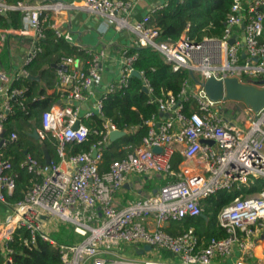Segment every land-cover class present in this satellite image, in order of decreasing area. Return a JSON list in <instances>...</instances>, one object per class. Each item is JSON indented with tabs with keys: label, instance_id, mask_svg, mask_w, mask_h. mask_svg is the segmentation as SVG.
Listing matches in <instances>:
<instances>
[{
	"label": "built area",
	"instance_id": "1",
	"mask_svg": "<svg viewBox=\"0 0 264 264\" xmlns=\"http://www.w3.org/2000/svg\"><path fill=\"white\" fill-rule=\"evenodd\" d=\"M140 1L19 0L8 3L0 0V12L23 13V26L0 27V52L10 36L27 42L20 55L19 69L6 70L0 60V142L1 134L5 133L0 148V202L6 206L5 219L0 218V255L4 257L1 264H17L9 242L19 229L29 231L28 244L36 245L42 238L57 246L60 250L58 264H213L216 258L232 257L236 250L239 256L234 264H256L244 257L243 251L264 226V188L236 197L220 211L219 225L227 233L223 238L212 237L206 241L193 227L172 234L165 225L187 216L202 215V201L219 190L249 186L254 179L264 181V106L255 110L244 99H213L201 83L212 77L222 80L224 96L228 78L264 88V84H260L264 81V0H233L223 34L206 35L201 40L190 37V24L178 39L160 40V28L150 25L151 13L164 8L169 0L154 4L138 17ZM71 9L88 11L103 18L105 24L115 30L132 32V45L153 48L174 71L192 70L197 79L192 76V81L186 79L178 96L169 92L150 99L158 103L162 115L168 116L153 115L147 120L149 131L142 143L124 157L115 159L105 172L100 170L102 152L99 147L109 142L112 131L120 130L104 114L105 99L108 94L126 88L135 71L140 73L147 92L152 94L153 88L144 71L135 67L138 53H130L131 46H128L122 51L117 77L97 96L109 54L103 47L85 46L72 40L71 28L50 20V12ZM46 23L57 37H66L86 56L65 57L58 64V82L48 91L59 96L58 103L44 110L41 127L29 132L31 135L36 129L40 139L49 134L56 138L61 160L42 163L27 152L21 166L35 179L24 197L12 205L7 197L16 189L18 174L3 149L16 142L19 134L12 130L7 135L6 126L16 108L25 109L30 102L28 88L15 86L14 82L21 77L39 80L26 65L42 51ZM43 97L38 89L33 100ZM189 99L195 101L197 110L188 114L183 100ZM227 102L234 105L224 110ZM83 104L90 106L84 109ZM242 113L247 116L243 126L235 121ZM96 116L104 119L101 129L87 123L90 120L93 125ZM92 132L101 139L90 151L66 155L67 142H84ZM204 140H214V143ZM154 147H160L161 151H154ZM95 149L98 150L96 156ZM177 153L183 156L184 164L179 170L173 167ZM196 160L197 166L204 163L200 170L188 165ZM130 174L139 177L158 174L166 182L155 192L118 207L115 195L125 187ZM55 218L73 223L75 232L84 239L72 244L58 243L50 236L47 225ZM126 245L136 246L137 253L150 245L151 249L143 254L152 253L154 258H126L120 254Z\"/></svg>",
	"mask_w": 264,
	"mask_h": 264
},
{
	"label": "trees",
	"instance_id": "2",
	"mask_svg": "<svg viewBox=\"0 0 264 264\" xmlns=\"http://www.w3.org/2000/svg\"><path fill=\"white\" fill-rule=\"evenodd\" d=\"M8 3H16L19 0H7ZM233 0H169L168 4L161 9L151 13L150 25L160 28V40L169 38L178 39L184 28L190 24L189 35L195 40H201L204 36H221L225 28V21L228 17ZM23 13L20 11H8L6 14L0 12V27L19 28L22 24ZM48 23H46V26ZM42 51L28 65L26 69L33 75H39L40 80L21 77L14 82L15 86L27 87V94L30 97L28 106L16 108V113L6 126V134L16 130L19 138L16 142L3 149L5 156L11 158L13 171L18 174L17 186L12 195H8V201L14 205L24 197L25 192L32 186L34 175L21 166L26 153H31L44 163L45 150L52 160L59 162L61 156L58 153L57 139L52 135L41 139L42 145L36 146L28 139L32 136L29 132L34 128L41 127V114L49 109L59 99L55 93L49 94L48 90L53 89L58 82L57 67L65 57L86 56L83 50L73 45L66 37H57L55 31L49 26L46 27V37L41 41ZM138 53L135 67L144 71L150 81L153 93L147 92L142 78L133 76L129 85L122 89L108 94L104 101V114L111 119L117 127L126 134L114 141L109 140L100 148L102 160L100 170L105 172L110 164L118 158L124 157L128 152L142 143L143 138L148 134L149 126L147 120L153 115L161 116L157 102H150L153 97H162L172 92L178 96L183 88L186 79L191 80V73L188 69L174 71L167 63L162 54L147 46L131 45L130 53ZM192 81V80H191ZM38 89H41L43 98L33 100ZM184 111L191 113L197 110L194 100H183ZM104 119L96 116L93 120L94 129H101ZM31 136V137H30ZM34 138V137H33ZM101 139V136L92 132L84 142H67L65 145L66 155L90 151L94 144ZM183 156L176 154L173 159V167L179 170ZM264 188L262 179H254L249 186L234 187L232 190H219L202 201L204 212L200 216H187L180 221H173L168 231L172 234H179L190 227L195 228L199 237L209 240L212 237L223 238L227 236L224 228L219 225L218 215L220 211L230 204L238 196H247ZM30 235L26 229H19L14 234V239L9 242L13 248V259L17 264H58L60 262V250L50 241L39 238L36 245L29 244ZM167 256V255H166ZM238 259V256L234 255ZM4 257L0 255V264Z\"/></svg>",
	"mask_w": 264,
	"mask_h": 264
},
{
	"label": "crops",
	"instance_id": "3",
	"mask_svg": "<svg viewBox=\"0 0 264 264\" xmlns=\"http://www.w3.org/2000/svg\"><path fill=\"white\" fill-rule=\"evenodd\" d=\"M50 1H57V0H50ZM62 1L71 2L73 0H62ZM163 1L165 0H141L138 4V12H139L138 17H141V15L147 13L154 4ZM50 20L61 22V24H63L68 29L71 28L70 38L72 40L80 42L85 46H98L106 49V51L109 54V61L107 64V69L104 72L103 84L97 90L96 93L97 96L102 95L105 92L107 85L117 77L122 51L125 47L131 46L133 44L134 34L128 30H121V31L115 30L113 27L107 26L103 18H100L95 14L82 9H71L66 12H50ZM22 24H23V16H22ZM26 45L27 42L25 40H21L20 38L15 39L12 36H10L0 52V60L3 63V68H5V63L1 59V56L6 50H8V52L10 53L9 67L5 69L6 70L19 69L21 66L20 55L24 52ZM89 104H91V102H89ZM87 105L88 104H83L84 109L87 108ZM161 117L165 118L166 115H161L160 118ZM87 123L91 124V121L87 120ZM7 147H5L4 149H6ZM182 162L179 165V169L184 166ZM196 162H198V160H196L195 163L189 162L188 165L191 166L194 170H200L201 168H203L202 167L204 165L203 162H200L198 166L196 165ZM159 176L160 177L155 179L151 175L150 177L149 176L139 177L135 174H130L129 180L125 185V187L116 194L115 197L116 205L118 207H121L127 204V202L130 200L143 198L149 195L150 193L158 190L166 182L163 176L161 175ZM3 205L5 206V204ZM5 213H6V206H5ZM172 222L173 221L168 222L165 225L167 230L168 228H173ZM261 238L262 237L258 239L260 244L263 243L260 242ZM234 255L229 258V261H235Z\"/></svg>",
	"mask_w": 264,
	"mask_h": 264
},
{
	"label": "water",
	"instance_id": "4",
	"mask_svg": "<svg viewBox=\"0 0 264 264\" xmlns=\"http://www.w3.org/2000/svg\"><path fill=\"white\" fill-rule=\"evenodd\" d=\"M234 38L230 40L231 43L234 42ZM54 67H58V64H53ZM191 76L194 80L196 79V76L194 75L193 71H190ZM134 75L137 77H141L140 73L138 71L134 72ZM36 79H39V76H36ZM202 85L205 87L207 93L210 95L213 99H221L223 97L227 98H233V99H244L249 105H251L255 110H259L264 106V88H258L251 84H243L238 81L237 78H228L225 80L226 85V92L227 95L224 96V82L222 80H217L214 77L209 78L206 82H201ZM260 84H264V81H260ZM146 90V88H144ZM179 104V103H178ZM178 104L175 106L177 107ZM168 116V114H165ZM77 126V125H76ZM126 134L123 130H114L111 133V140L114 141ZM1 136L3 137V140L0 142V148L2 147V143L4 141L5 133H2ZM31 136L35 139H40V136L35 129ZM204 142L208 143H214V140H204ZM154 151L160 152V147H154ZM28 150H26V153ZM98 153V150H94V155L96 156ZM45 159L49 163L52 160V157L50 153L45 150ZM151 246L146 245L144 248L139 249L138 253L143 254L146 250H150Z\"/></svg>",
	"mask_w": 264,
	"mask_h": 264
},
{
	"label": "rangeland",
	"instance_id": "5",
	"mask_svg": "<svg viewBox=\"0 0 264 264\" xmlns=\"http://www.w3.org/2000/svg\"><path fill=\"white\" fill-rule=\"evenodd\" d=\"M9 57H10V53L8 52V50H6L1 56V59L5 63V68L9 67ZM240 103H241L240 105L242 106L244 105L243 100H241ZM232 105H234V102H227L223 105V108L225 110L226 108H230ZM246 118L247 116L242 113L237 118H235V121L239 125L243 126L244 120ZM28 139L31 140L36 146L42 145V140L40 139H35L33 137L31 138L28 137ZM151 176L154 177L155 179L160 177L158 174H153ZM5 216H6L5 206L3 205V203L0 202V218L2 221L5 219ZM47 225H48V231H49L50 236L53 239H55L58 243L72 244V243H78L84 239V237H82L81 235L75 232L74 224L69 221H64L60 218H55L54 220L48 221ZM263 229H264V226L259 228V231L256 233V235ZM260 242H264V237L261 238ZM120 254L126 258H154L152 256V253H149V254L137 253L136 246L134 245H126L121 250ZM235 255L239 256V250H236ZM252 261H255V260H252ZM232 262L234 264L235 261H229V258H216L213 264H232Z\"/></svg>",
	"mask_w": 264,
	"mask_h": 264
},
{
	"label": "bare ground",
	"instance_id": "6",
	"mask_svg": "<svg viewBox=\"0 0 264 264\" xmlns=\"http://www.w3.org/2000/svg\"><path fill=\"white\" fill-rule=\"evenodd\" d=\"M260 237H264V229L251 239L243 251L244 257L255 260L256 264H264V242L259 243L258 239Z\"/></svg>",
	"mask_w": 264,
	"mask_h": 264
}]
</instances>
